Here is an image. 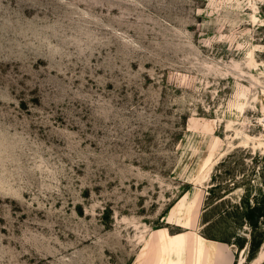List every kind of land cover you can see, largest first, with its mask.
<instances>
[{
    "label": "rangeland",
    "instance_id": "374dc122",
    "mask_svg": "<svg viewBox=\"0 0 264 264\" xmlns=\"http://www.w3.org/2000/svg\"><path fill=\"white\" fill-rule=\"evenodd\" d=\"M263 117L264 0H0V264H264Z\"/></svg>",
    "mask_w": 264,
    "mask_h": 264
},
{
    "label": "trees",
    "instance_id": "16d2710c",
    "mask_svg": "<svg viewBox=\"0 0 264 264\" xmlns=\"http://www.w3.org/2000/svg\"><path fill=\"white\" fill-rule=\"evenodd\" d=\"M252 250H253V244H252L251 247H250V253H251Z\"/></svg>",
    "mask_w": 264,
    "mask_h": 264
},
{
    "label": "bare ground",
    "instance_id": "6f19581e",
    "mask_svg": "<svg viewBox=\"0 0 264 264\" xmlns=\"http://www.w3.org/2000/svg\"><path fill=\"white\" fill-rule=\"evenodd\" d=\"M261 122H263V119L261 120ZM253 137V136H252ZM257 138V137H256ZM262 139V138H261ZM260 143H263V142H260Z\"/></svg>",
    "mask_w": 264,
    "mask_h": 264
},
{
    "label": "built area",
    "instance_id": "2783aa9c",
    "mask_svg": "<svg viewBox=\"0 0 264 264\" xmlns=\"http://www.w3.org/2000/svg\"><path fill=\"white\" fill-rule=\"evenodd\" d=\"M262 123H264V117H263V122Z\"/></svg>",
    "mask_w": 264,
    "mask_h": 264
}]
</instances>
